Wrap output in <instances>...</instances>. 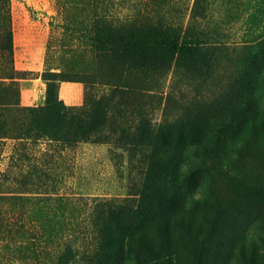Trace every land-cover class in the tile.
I'll return each instance as SVG.
<instances>
[{"label": "rangeland", "instance_id": "374dc122", "mask_svg": "<svg viewBox=\"0 0 264 264\" xmlns=\"http://www.w3.org/2000/svg\"><path fill=\"white\" fill-rule=\"evenodd\" d=\"M67 1V11L65 0L9 3L14 56L7 62L0 50V69L16 79H0V264H55L67 244L69 264H85L98 246L94 223L113 220L102 210L134 196L139 223L184 220L199 237L175 234L177 264H192L203 247L202 259L215 264L264 250V72L246 62L253 45L264 44V0H111L100 7L115 26L133 21L141 39L168 24L198 49L168 55L148 42L111 54L93 48L88 0ZM49 99L86 109L91 141L36 144L38 113L28 110L46 108ZM223 136L233 145L210 161ZM158 151L184 154L187 163L174 169ZM163 182L173 192L167 201Z\"/></svg>", "mask_w": 264, "mask_h": 264}, {"label": "trees", "instance_id": "16d2710c", "mask_svg": "<svg viewBox=\"0 0 264 264\" xmlns=\"http://www.w3.org/2000/svg\"><path fill=\"white\" fill-rule=\"evenodd\" d=\"M10 1L0 0V36L2 40L0 50L7 62H12L14 56ZM110 1L88 0L90 10L89 16L86 15V17L89 25L86 28L89 33L93 34V48L105 50L111 54L112 52H120L127 46L129 48H141L148 42V44L152 43L154 45L156 53L160 55L186 52L193 54L198 52L197 46H194L187 38L177 35L175 27L168 24H158L154 36L150 40L149 38L141 39L137 35V28L134 22L131 21L133 19L129 20L131 21L129 23H124V27L122 25H113V22L108 20V14H104L100 8L103 4ZM69 3L71 2L65 0L62 3V9L67 11L66 5ZM70 5L72 7V4ZM73 23L76 25L75 22H72V25ZM126 34L130 35L127 36ZM107 40L110 42H106ZM261 43L253 45L255 50H250L251 52L247 53L246 62L253 63L257 67L260 66L258 70L264 72L262 70L264 68V44ZM251 49L253 48L251 47ZM98 67H101L99 63ZM15 75L13 71L0 69V79L13 81L16 79ZM251 75L252 70L246 68L245 76ZM117 85L115 86L116 92H118L119 87ZM103 100L105 99L102 98L100 103H98L97 112L104 108L102 106ZM5 104V100L2 99L0 94V108ZM85 110L74 111L67 109L59 99H49L48 106L44 109H29L28 111L31 115L38 113V120L34 121L37 130L34 136L35 143L37 144L41 140L61 141L62 145L73 148L77 143L91 141L90 133H92L93 124H88V115ZM229 138L228 136H223L213 142L211 148L214 146L216 148L212 150L211 156H207L210 161L213 158L220 159L222 155H226V148L231 147L234 143V138ZM205 154L207 153L205 152ZM158 158L160 162L166 161L170 163L174 169L180 168L187 163L184 154L177 157L173 152L158 151ZM159 189L163 200L171 199L173 192L169 184L163 182L160 184ZM195 192L194 190L192 193L194 194ZM3 197L6 196L0 195V202L4 201L5 198ZM135 197L130 198V200H124L123 204L119 205L116 210L109 209V213L102 210L108 217L113 216V220H107L102 217L98 222L94 223L98 233V246L92 254L83 256L85 264H177V259L172 249V238L175 234H182L191 239L199 238L191 233L189 234L186 228L188 225L184 220L176 219L170 222L164 219L158 220L154 224L148 221L139 223L140 200ZM18 200L21 202L23 198H18ZM16 203L14 202L13 205L19 204ZM20 205L24 207L25 204L22 202ZM99 206L102 209L105 204L101 203ZM125 213H129L133 217H126ZM135 214L137 218L134 217ZM174 230H177L178 233H174ZM203 252L204 247L196 250L192 264H215L202 259ZM244 253L243 261L238 264H264V250L252 247L249 250V254ZM71 256V246L67 244L65 249L57 256L55 264H69Z\"/></svg>", "mask_w": 264, "mask_h": 264}]
</instances>
